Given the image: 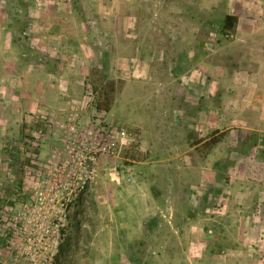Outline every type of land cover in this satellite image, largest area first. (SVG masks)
Masks as SVG:
<instances>
[{
    "label": "rangeland",
    "instance_id": "1",
    "mask_svg": "<svg viewBox=\"0 0 264 264\" xmlns=\"http://www.w3.org/2000/svg\"><path fill=\"white\" fill-rule=\"evenodd\" d=\"M224 9L239 17L227 43ZM99 122L129 142L111 138L81 173ZM215 130L228 135L205 158L191 143ZM252 165L263 172L264 0H0V245L15 264L41 263L36 237L60 216L54 264H220L239 247L235 264H264V225L241 223L235 193L253 189L236 178Z\"/></svg>",
    "mask_w": 264,
    "mask_h": 264
},
{
    "label": "crops",
    "instance_id": "2",
    "mask_svg": "<svg viewBox=\"0 0 264 264\" xmlns=\"http://www.w3.org/2000/svg\"><path fill=\"white\" fill-rule=\"evenodd\" d=\"M228 12L232 13L231 11L228 10ZM244 35V33H243ZM189 56V55H188ZM188 61V59H187ZM215 66L213 64H211V67H210V73L208 74V78L211 76L213 77L214 76V73H213V70H215L214 68ZM211 74V75H210ZM248 77H252V78H256L257 75L255 74H248ZM215 78H212V80H214ZM26 83L28 81H30L29 79H26ZM211 94H214L212 91H211ZM26 97L25 99L23 97ZM16 98L18 100V102L16 103V107H17V112L19 113V111L22 110V108H24V106L26 105L27 107H29V105H34L33 104V99H34V95H33V92H31L29 89H27V91L24 93V92H19L18 93V96L16 95ZM244 127V126H243ZM229 153V152H228ZM259 154V152H258ZM222 156V155H221ZM220 158V156H219ZM224 158H222V160H224ZM263 159V158H261ZM222 162H225L222 161ZM237 167L241 170H243V168H241V164H236ZM226 166V165H224ZM227 168H230L229 166H226ZM253 169H251L250 172H244V174L240 173V175H236V178H241V179H244V175H245V178L248 179L247 181H251L253 182L255 185L253 186L252 184V190H249V188H245L242 186V188L244 189H237L235 191V193H237L242 199H243V204H244V213L242 214V224L243 225H246V226H257V225H264V221H261L264 217L260 216L257 212L259 211L258 209L260 208L262 210V208H264V200L263 198L260 196L261 194H263V190H259L257 193H256V186L258 185L259 180H263L264 181V170L263 172H259L258 170H255V165H252ZM246 170V169H245ZM204 173H208V169L204 170L203 171ZM212 176H213V179H212V184L216 183L217 179L220 178V173L216 170H210ZM217 176V177H216ZM235 177V176H234ZM147 193V192H146ZM213 194H214V190H213ZM146 196H148V199L149 201L150 200H154L153 196L151 193H148L146 194ZM258 199V200H257ZM154 201H151V203L153 204ZM264 220V219H263ZM221 223L223 225H225L227 222L226 219H222L221 220ZM1 235V233H0ZM4 238H0V240ZM6 239V238H5ZM7 240V239H6ZM4 246H7V243H4ZM229 249V248H228ZM240 247L237 248V249H230V250H227L228 252L226 253V256H224L223 254H217L215 253L214 254V258H217V257H220V256H224V261L226 259V262L222 261L220 264H235V262L237 261V259L235 260V258L231 259L230 256H234V255H231V254H235V252H238L240 251ZM255 249V248H254ZM7 248L6 247H3V245H0V264H15V262L12 260L11 256H8V252H7ZM255 251H258L257 249H255ZM252 254V253H251ZM237 256V255H236ZM255 264V263H254Z\"/></svg>",
    "mask_w": 264,
    "mask_h": 264
},
{
    "label": "built area",
    "instance_id": "3",
    "mask_svg": "<svg viewBox=\"0 0 264 264\" xmlns=\"http://www.w3.org/2000/svg\"><path fill=\"white\" fill-rule=\"evenodd\" d=\"M98 126H100L99 139L97 142L89 143V145H92L93 148H86L85 152L78 151L76 154L78 163L81 166V173L89 172L91 165L95 163L99 156L114 152V149L112 151L110 148L111 138L117 136L119 143L121 142V144H127V142H129L128 132L123 127L112 128L111 126L103 125L101 122L98 123ZM62 220L63 217L60 216L58 221L53 226H51L50 223L46 224V230L41 232L39 236L36 237V240L39 242L46 240L40 247L39 254H42L43 257L41 263H38L35 255L33 254L31 257H29L30 259L28 262H26V264H54L52 257H50L49 254L52 249L51 246L55 243L56 245L53 248L57 247V240L61 238L60 226H63ZM26 253L31 254V251H27ZM33 253H36V251Z\"/></svg>",
    "mask_w": 264,
    "mask_h": 264
},
{
    "label": "trees",
    "instance_id": "4",
    "mask_svg": "<svg viewBox=\"0 0 264 264\" xmlns=\"http://www.w3.org/2000/svg\"><path fill=\"white\" fill-rule=\"evenodd\" d=\"M219 15H220V20H219L220 30L218 34L220 35V40L227 43L230 37L232 36V34L237 29L239 17L236 14L230 13L225 9L222 10L219 13ZM205 46H207V43L204 40L199 41V44L197 45V47L200 48H204ZM107 84L109 88L104 93V98L100 99L97 104V108L104 111H109L114 102V97L112 95V93L115 91L114 82L108 80ZM227 135H228L227 130L224 131L215 130L206 138L196 139L195 141H193V143H191V146L194 147L196 152H200L203 155V157L206 158L212 153L214 148L225 139ZM191 216L193 217L195 215L191 214Z\"/></svg>",
    "mask_w": 264,
    "mask_h": 264
}]
</instances>
